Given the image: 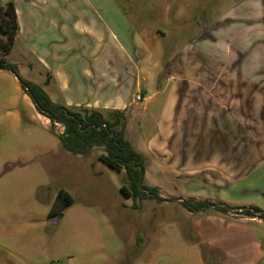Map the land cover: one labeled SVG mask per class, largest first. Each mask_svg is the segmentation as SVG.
<instances>
[{"label":"rangeland","instance_id":"1","mask_svg":"<svg viewBox=\"0 0 264 264\" xmlns=\"http://www.w3.org/2000/svg\"><path fill=\"white\" fill-rule=\"evenodd\" d=\"M68 1L65 4L72 19L82 13V26L90 27L89 7L78 1L69 7ZM113 3L136 32L140 76L154 78L163 88L168 73L174 72L171 64L166 66L167 60L180 48L191 43L205 48L222 37L220 40L227 42L235 37L247 41L250 31H228L258 24L253 14L256 11L258 16L261 12L264 15V0ZM22 53L19 46H13L6 59L17 66L23 79H40L38 67H30L26 53ZM23 92L13 73L0 70V264H264V221L237 215L235 210H188L181 201L194 198L182 187L187 178L180 176L249 173L261 161L262 153L258 161L250 163L229 159L205 163L202 158L212 154L200 155L197 160L187 156L177 163L182 165L179 173L160 170L151 155L145 159L144 183L158 187L164 200L134 203L120 190L125 183L123 172L99 159L104 148L94 147L86 155L65 151L58 139L64 127L51 126ZM134 104L139 108L126 114L125 136L136 149L146 142L154 124L151 110L143 109L140 101ZM251 184L226 189L221 195L210 192L207 197L215 200L194 201L233 208L255 206L264 211V193ZM61 191L73 202L50 214Z\"/></svg>","mask_w":264,"mask_h":264},{"label":"crops","instance_id":"2","mask_svg":"<svg viewBox=\"0 0 264 264\" xmlns=\"http://www.w3.org/2000/svg\"><path fill=\"white\" fill-rule=\"evenodd\" d=\"M77 1L89 7L90 27L82 26V13L72 19L67 0H0L3 6L13 3L19 27L14 46L26 53L22 54L30 67H38L41 75L30 82L41 86L56 104L105 115L132 113V108H139L134 104V93L139 92L142 108L151 110L154 129L136 149H144L140 153L145 159L154 156L160 170L179 173L182 165L177 163L187 156L197 160L212 154L199 159L205 163L227 159L250 163L263 155L249 173H180L188 180L182 187L191 198L215 200L207 195L225 194L226 189L252 182L264 193L263 13H253L255 26L228 31H250L247 41L235 37L227 42L222 37L205 48L200 43L199 49L194 43L180 48L167 60L166 66L175 70L168 73L163 88L154 78L140 76L136 32L113 0H69L68 6Z\"/></svg>","mask_w":264,"mask_h":264},{"label":"trees","instance_id":"3","mask_svg":"<svg viewBox=\"0 0 264 264\" xmlns=\"http://www.w3.org/2000/svg\"><path fill=\"white\" fill-rule=\"evenodd\" d=\"M18 23L12 2L3 6L0 3V70H8L14 74L24 93L31 99L39 114L51 122V126L60 124L64 132L58 136L62 148L73 155H86L94 147H103L104 153L99 159L109 168L123 172L125 183L121 186L124 196L134 203L146 199L162 202L158 187L145 185V158L126 139L125 115L121 111L103 114L96 109L79 108L74 111L63 105L54 103L43 88L23 79L15 64L7 61L6 55L11 52L18 34ZM73 202L71 196L63 191L50 214H57L64 205ZM190 211L213 208L222 213L235 210V214L256 217L264 221V211L255 206L230 207L224 203L210 201H181ZM257 212H261L258 214Z\"/></svg>","mask_w":264,"mask_h":264},{"label":"built area","instance_id":"4","mask_svg":"<svg viewBox=\"0 0 264 264\" xmlns=\"http://www.w3.org/2000/svg\"><path fill=\"white\" fill-rule=\"evenodd\" d=\"M142 99V96L140 94H137L136 97H135V100L136 101H140Z\"/></svg>","mask_w":264,"mask_h":264},{"label":"water","instance_id":"5","mask_svg":"<svg viewBox=\"0 0 264 264\" xmlns=\"http://www.w3.org/2000/svg\"><path fill=\"white\" fill-rule=\"evenodd\" d=\"M258 214H260L261 212H257Z\"/></svg>","mask_w":264,"mask_h":264}]
</instances>
